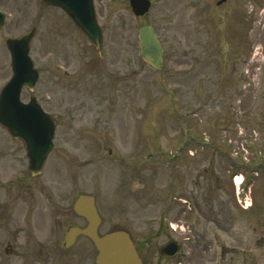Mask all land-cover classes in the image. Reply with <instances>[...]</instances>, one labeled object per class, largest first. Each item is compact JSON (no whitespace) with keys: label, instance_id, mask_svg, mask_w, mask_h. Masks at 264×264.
Instances as JSON below:
<instances>
[{"label":"rangeland","instance_id":"1","mask_svg":"<svg viewBox=\"0 0 264 264\" xmlns=\"http://www.w3.org/2000/svg\"><path fill=\"white\" fill-rule=\"evenodd\" d=\"M93 1L101 60L59 9L0 0L8 15L0 28V89L11 75L5 38L33 27V94L57 117L51 168L33 185L94 195L104 219L145 250L175 240L176 264H264V174L255 169L264 161V71L255 68L250 81L242 73L254 49L256 58L261 49L264 55L263 21L252 7L258 0H235V8L218 0H151L142 18L128 0ZM143 24L162 45L160 71L134 62ZM28 98L22 90L21 100ZM235 176L247 183L243 193ZM244 199L253 206L245 209ZM0 224L9 230L0 234L5 239L19 222L5 213ZM0 264L28 258L0 253Z\"/></svg>","mask_w":264,"mask_h":264},{"label":"flooded vegetation","instance_id":"2","mask_svg":"<svg viewBox=\"0 0 264 264\" xmlns=\"http://www.w3.org/2000/svg\"><path fill=\"white\" fill-rule=\"evenodd\" d=\"M256 6L258 11L263 10L264 0H258ZM49 112L57 119L55 112ZM55 149L56 145L53 152ZM19 152H23V156ZM25 152L22 143L11 138L0 126V220L8 213L19 222L17 231L11 233V238L0 239L1 255L12 257L15 253V256L20 255L24 259L27 257L28 264H96L98 250L90 236L77 233L70 241L66 239L69 230H83L89 226L87 219L75 210L76 200L83 192L69 191L61 185H33L44 174L47 165L48 169L51 168L48 164L50 154L40 176L35 178L28 171ZM25 162L27 168L20 169L17 175L18 166L23 167ZM93 197V206L99 217L95 235L103 236L111 231L123 230L120 225L114 226L104 219L96 198L94 195ZM1 225L0 234L7 236L9 230L3 232ZM90 230L94 234V229ZM130 238L142 264H176L178 254L173 257L160 255L157 249L151 250L148 247L145 250L142 242L137 243Z\"/></svg>","mask_w":264,"mask_h":264},{"label":"water","instance_id":"3","mask_svg":"<svg viewBox=\"0 0 264 264\" xmlns=\"http://www.w3.org/2000/svg\"><path fill=\"white\" fill-rule=\"evenodd\" d=\"M41 3L52 4L63 8L73 19L76 25L87 35L96 49H100L101 34L95 20V13L92 0H80L76 4L72 0H40ZM133 13L136 16L144 15L150 6L148 0H129ZM4 22V16L0 14V26ZM141 44V55L143 59L159 69L162 63V52L155 38L154 31L150 26H143L139 30ZM28 40L8 42V48L12 55H16V73L9 84L3 89L0 95V124L9 133L24 141L28 147L30 157V170L38 172L45 160L47 153L53 148L54 122L44 114L35 100L27 105L19 101L22 85L32 89L37 73L32 69V63L25 58L28 51ZM45 140L46 149H42L33 139ZM29 148L31 152H29ZM37 174V173H35ZM93 199L88 196H80L75 205L77 212L88 218L92 226L98 223V218L93 210ZM90 227V226H89ZM92 235L91 231H83ZM93 242L99 250L97 264H141L135 253L134 247L124 232L110 233L102 238L92 236ZM178 250L176 243L170 242L160 249L161 254L174 255Z\"/></svg>","mask_w":264,"mask_h":264},{"label":"bare ground","instance_id":"4","mask_svg":"<svg viewBox=\"0 0 264 264\" xmlns=\"http://www.w3.org/2000/svg\"><path fill=\"white\" fill-rule=\"evenodd\" d=\"M238 180H239V177H236V178H235V181H236V183H238V182H239Z\"/></svg>","mask_w":264,"mask_h":264}]
</instances>
